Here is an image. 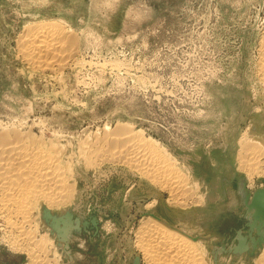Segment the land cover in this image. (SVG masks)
I'll use <instances>...</instances> for the list:
<instances>
[{"label":"rangeland","instance_id":"obj_1","mask_svg":"<svg viewBox=\"0 0 264 264\" xmlns=\"http://www.w3.org/2000/svg\"><path fill=\"white\" fill-rule=\"evenodd\" d=\"M41 23L72 37L37 70L20 40ZM263 39L264 0H0V134L55 149L72 192L37 202L26 237L0 210V264H148L150 216L191 237L206 264H260L264 216L247 204L264 167L241 164L248 141L264 143ZM117 135L164 154L187 203L112 157ZM237 238L246 250L231 251Z\"/></svg>","mask_w":264,"mask_h":264},{"label":"bare ground","instance_id":"obj_2","mask_svg":"<svg viewBox=\"0 0 264 264\" xmlns=\"http://www.w3.org/2000/svg\"><path fill=\"white\" fill-rule=\"evenodd\" d=\"M71 37L70 31L55 23L30 26L20 40L21 50L25 56L23 58L37 67V70L57 65L63 57L65 43L70 41ZM261 50V71L263 73L261 76H264V39L261 43ZM5 132L2 131L0 134V210L13 218V220L8 218V224L10 223L12 228L26 237L24 226L29 222L36 203L40 201L47 209L52 205L62 204L64 199H68V192L71 190L67 186L70 183H68L64 167L57 158L58 154L55 153V149L47 148L35 141V138L31 137L32 134H26L28 132L25 134L18 130ZM127 139L128 135H117L116 138L111 139L112 144L121 142L124 145L123 148L113 150L112 157L125 158V162L146 173L151 181L163 185V188L170 191L174 197L176 192L181 193L182 197H179V194L177 196L179 198L176 197V199L180 200V203H187L183 198L188 199L189 191L186 192L183 174L174 170L168 164V159H163L165 155L156 151L141 137L136 136L134 140ZM243 151L245 159L243 158L241 166L249 174L257 170L255 167L257 162L263 163L264 167L262 140L248 141ZM115 152L117 155L114 154ZM257 213L262 215L260 210ZM149 220L147 224L143 223V226L144 224L147 226L142 227L143 229L139 232V247L148 264H206L202 250L191 240V237L166 225L168 223H163L158 217L150 216ZM57 223L55 222V226L59 233L66 235ZM30 235L27 238L32 239ZM32 241H35L37 246L39 240ZM41 243H39L40 246ZM260 264H264V255Z\"/></svg>","mask_w":264,"mask_h":264},{"label":"water","instance_id":"obj_3","mask_svg":"<svg viewBox=\"0 0 264 264\" xmlns=\"http://www.w3.org/2000/svg\"><path fill=\"white\" fill-rule=\"evenodd\" d=\"M261 181L264 183V177L261 178ZM250 194H251L250 195V201H249V203L247 205L248 206H251V208H253L255 210H260L262 212V215H264V186L254 189ZM247 195H248V192H247ZM247 195L243 199V203H244L245 207H247V205L245 203L246 198H247ZM47 213L50 214L49 211ZM64 214H69V212L66 211L62 215H64ZM254 215H255V213H254ZM44 216H47L48 217V215L46 213H45V215L43 214V217ZM61 216H58L59 217L58 218L59 221L63 217V216L62 217ZM47 217H44V218L46 219ZM53 217H54V215H53ZM49 220H47V221H49ZM49 222H52V219ZM54 224H55V222H54ZM263 238H264V234H261V236L259 238H257L256 240H253L252 241V248L254 247L255 243L260 244L261 241L263 240ZM244 250H246L245 245H243L242 243H240V238H237V244L234 245V246H232L231 251L232 252H236V251L241 252V251H244Z\"/></svg>","mask_w":264,"mask_h":264}]
</instances>
